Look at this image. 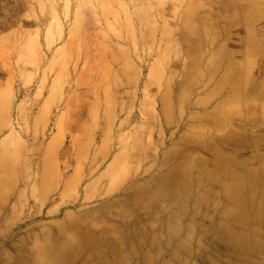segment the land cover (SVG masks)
<instances>
[{
	"label": "rangeland",
	"instance_id": "1",
	"mask_svg": "<svg viewBox=\"0 0 264 264\" xmlns=\"http://www.w3.org/2000/svg\"><path fill=\"white\" fill-rule=\"evenodd\" d=\"M243 2L0 0V264L166 258L164 235L196 218L181 204L204 184L198 144L220 136L177 86L195 77L196 30ZM245 4L264 26V0ZM209 244L207 262L234 264Z\"/></svg>",
	"mask_w": 264,
	"mask_h": 264
},
{
	"label": "crops",
	"instance_id": "2",
	"mask_svg": "<svg viewBox=\"0 0 264 264\" xmlns=\"http://www.w3.org/2000/svg\"><path fill=\"white\" fill-rule=\"evenodd\" d=\"M236 10V15L224 17L225 24L196 30L199 34L204 30L206 37H196V47L191 51L189 62L195 68L190 72L195 77L182 79L177 86L182 95L193 92L198 107L209 108L198 109L194 116L209 118L207 126L212 125L220 136L198 144L205 147L206 157L204 168L195 169L194 176L203 177L204 184L191 187L189 191L195 195L181 204L195 210L196 218L189 221L187 229L176 225L173 233L164 235L172 248L167 249L160 264H199L202 260L215 264L205 260V243L215 246L216 258L228 252L234 259L233 249L232 253L224 249L222 256L216 255L219 222L239 232L243 252L257 256L264 251V49L256 48L264 43V26L250 24L251 18H256V5L244 0ZM227 121L231 126H224ZM198 124L203 126L201 121ZM250 239L253 246L248 245Z\"/></svg>",
	"mask_w": 264,
	"mask_h": 264
},
{
	"label": "bare ground",
	"instance_id": "3",
	"mask_svg": "<svg viewBox=\"0 0 264 264\" xmlns=\"http://www.w3.org/2000/svg\"><path fill=\"white\" fill-rule=\"evenodd\" d=\"M260 182V181H259ZM257 184V183H256ZM231 185H233V184H231ZM259 185V184H258ZM261 186V185H260ZM230 187V186H229ZM259 187V186H258ZM226 188V187H225ZM232 191H233V189H231ZM235 191V190H234ZM233 191V192H234ZM228 192H230V190L228 191ZM237 192V191H236ZM239 192V191H238ZM255 192H256V190H255ZM241 193V192H240ZM243 193V192H242ZM245 193V192H244ZM259 193V192H258ZM263 195V194H262ZM233 197V196H232ZM228 198V197H227ZM239 198V197H238ZM242 198V197H241ZM232 199V198H231ZM230 201V200H229ZM240 202V201H239ZM250 202V201H249ZM240 205V204H239ZM242 206H243V204H241ZM264 205V204H263ZM255 209H252V211H254ZM246 212V211H245ZM249 212H251V211H249ZM251 213H253V212H251ZM256 213V212H255ZM262 213H264V212H262L261 211V214ZM230 214V213H229ZM247 214V213H246ZM260 214V213H259ZM227 216H230V215H227ZM255 216V215H254ZM244 218V217H243ZM264 218V217H263ZM241 219H242V217H241ZM228 220V219H227ZM231 220V219H230ZM229 220V221H230ZM240 220V219H239ZM238 220V221H239ZM222 221V220H221ZM245 221V220H244ZM240 222V221H239ZM246 222V221H245ZM233 223V222H232ZM219 224V229H218V231H216V235L217 236H219L220 237V241H218L217 243L220 245V248H221V250L220 251H218V253H216V255L217 256H219V255H221V254H219V253H223V250L224 249H228V250H230L231 251V253H232V250L231 249H233V252H234V260H233V263L234 264H239V263H236V262H234V261H240V262H242V264H261V263H259V262H255L254 260L252 261L250 258L252 257V255H246V254H244L241 250V248L243 247H241L240 246V242H238V238H239V232H235V231H233V230H231V229H229V226H221L220 225V222L218 223ZM235 224V223H234ZM231 225V224H230ZM238 225V224H237ZM216 226V225H215ZM232 226V225H231ZM244 226V225H243ZM253 226V225H252ZM260 226V225H259ZM254 227V226H253ZM216 228V227H215ZM247 228V227H246ZM251 231V230H250ZM254 231V230H253ZM256 232V231H255ZM240 233H242V232H240ZM258 233V232H257ZM260 233V232H259ZM213 234H215V233H213ZM254 235V234H253ZM244 238V237H243ZM243 238H242V240H243ZM252 238V237H251ZM253 239V238H252ZM252 239H250V241H247L248 242V245H250V246H253L255 243H253L254 241H252ZM249 240V239H248ZM246 242V241H245ZM243 243L244 245L246 244V243ZM216 243V242H215ZM217 244V245H218ZM242 245V244H241ZM249 247V246H248ZM256 247V246H255ZM255 250H256V248H255ZM240 253H241V255H240ZM198 255V254H197ZM240 255V256H239ZM242 256V257H241ZM237 257H241L242 259L241 260H235ZM222 262V261H221ZM224 262H226V261H224ZM229 262V261H228ZM229 263H232V262H229ZM4 264H22V262H20L19 261V259H9L8 261H6ZM26 264H28V263H26ZM35 264V263H34ZM48 264V263H47ZM49 264H52V263H49ZM223 264V263H222ZM262 264H264V263H262Z\"/></svg>",
	"mask_w": 264,
	"mask_h": 264
}]
</instances>
